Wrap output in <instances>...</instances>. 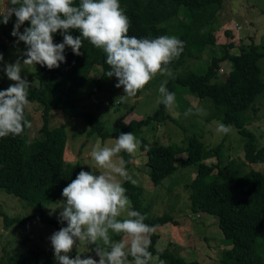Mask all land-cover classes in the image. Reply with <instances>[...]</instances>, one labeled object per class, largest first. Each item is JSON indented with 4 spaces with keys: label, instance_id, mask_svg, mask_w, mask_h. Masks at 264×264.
<instances>
[{
    "label": "trees",
    "instance_id": "obj_1",
    "mask_svg": "<svg viewBox=\"0 0 264 264\" xmlns=\"http://www.w3.org/2000/svg\"><path fill=\"white\" fill-rule=\"evenodd\" d=\"M224 1L119 0L130 21L129 35L137 38L168 35L183 41L182 54L167 65L172 75H165L162 81H167L166 88L175 93L176 97L179 96L177 101L184 99L181 94L183 88L199 98H211V116L225 125L237 128L244 141V157L230 160L223 154L224 145L221 142L209 148L200 135L194 132L186 135L183 146L175 142L142 146L146 150L150 181L155 186L159 185L179 166L195 165L196 175L187 183L191 189L190 206L195 212L203 211L214 216L224 245L220 261L223 264H264V254L261 252L264 244V173L242 170L247 162H264V145L257 144V136L248 126L252 117L249 111L257 110L256 101L264 94V77L258 62L264 56V51L252 42L249 48L233 52L230 48L234 43L229 41L224 44L223 53L212 54L204 60L206 52L216 43L215 31L208 26L209 22L219 14ZM180 16L183 17L180 19ZM11 19L17 21L14 14ZM175 19L178 23H172ZM234 24L240 27L239 22ZM21 27L24 31L30 27V22H25ZM68 34L73 37L81 35L79 30H70ZM53 39L54 43H62L63 35L57 32ZM6 48V43L0 40V54L3 56ZM20 49L26 50L22 41ZM81 53L75 55L70 47H66V61L61 62L59 68L50 70L38 64L37 70L33 72L38 79V86L28 90V99L36 100L41 105L42 135L28 142V128L25 127L19 136L0 138V188L25 198L26 203L64 199L63 189L79 172H91L78 162L65 161L68 133L64 124H51V109L82 117L89 126L86 135L96 133L101 139H116L121 133L137 135L145 131L146 125L152 124L154 120L159 122L167 117L173 119L165 105L157 102L153 110L144 116L125 119L124 114H121L116 128L107 130L100 116L77 105L79 98L74 95L91 77L90 70L94 64L101 65V74L95 78L97 82L100 78L108 77L105 75L109 70L105 62L106 55L87 40L83 43ZM193 58L203 60L202 68L176 71ZM224 60H228L230 65L225 73L219 71ZM5 89L7 86L0 78V90ZM25 117L29 121L26 109ZM177 123L180 127L183 125ZM185 127L189 131V127ZM181 153L185 157L178 158L177 155ZM117 156L126 161L125 167L128 169L132 155L121 152ZM123 186L127 189L126 195L133 208L146 216V224L156 227L168 221L175 222L173 215L168 212L150 214L142 207V186H134L126 180ZM0 215L6 227L26 218L53 223L58 230L63 225L58 218L41 209L25 216H11L0 206ZM122 237L114 235L116 240ZM157 238L156 232L151 234L149 247V251L157 256L156 264L160 260L166 264H200L187 261L173 252L158 251L155 247ZM17 264H55L54 250L47 246H31L19 255Z\"/></svg>",
    "mask_w": 264,
    "mask_h": 264
},
{
    "label": "rangeland",
    "instance_id": "obj_2",
    "mask_svg": "<svg viewBox=\"0 0 264 264\" xmlns=\"http://www.w3.org/2000/svg\"><path fill=\"white\" fill-rule=\"evenodd\" d=\"M8 7H10L9 0H0V10L6 11ZM182 17L180 16V19ZM235 22H239L240 27L235 25ZM172 23H178V21L175 19ZM15 24L16 19L11 18L7 24H0V40L7 45L4 59L0 64V78L7 88L14 82L8 79L4 68L9 63H15L17 60L22 62L26 58L24 56L25 51L20 49V42L17 44L18 37L11 35ZM208 26L215 31L216 43L210 51L206 52V56L203 57L204 60L212 54L223 53L224 44L229 41L234 43L233 47L230 48V51L233 52H239L242 48H249L252 42L257 44L259 50L264 51V0H225L219 14L211 19ZM20 31L23 32L22 27ZM258 62L262 69L261 75L264 77V56L260 57ZM202 66L203 60L193 58L187 60L184 66L180 67L179 70L176 69V71L200 69ZM37 68L38 64L22 69L21 76L27 79L30 85L34 81L38 83L37 77L33 74ZM229 68V61L224 60L221 62L219 71L225 73ZM100 74L101 65L96 63L90 70L91 77L74 95L79 98L77 105L81 109H88L100 116L109 131L116 128L121 114H124L125 119H129L130 117L144 116L153 110L160 99L159 86L165 79V75L158 73L135 97L123 102H116L117 97L125 94L124 89L115 86L118 79L114 76L100 78L97 82L95 78L99 77ZM181 94L184 99L177 101L179 96H175L173 111L170 112L166 109L173 119L167 117L159 122L154 120L152 124L146 125L145 131L135 135L138 147L136 152L132 154L131 165L127 171L139 181L138 185L143 187L142 207L146 208L150 214L168 212L175 219V222L168 221L155 227V232L158 234L155 247L158 251L173 252L181 255L187 261H197L200 264H223L220 261V252L224 247L221 243L222 234L214 216L203 211L195 212L190 206L191 189L188 188L187 183L196 175V166H179L173 173L164 178L161 184L156 186L152 184L148 175L149 166L146 164V150L142 146L148 147L151 144L171 142L183 146L185 144L184 139L189 132L200 135L209 148L221 142L224 145L223 154L229 160L243 158L245 155L244 141L237 128L227 125L231 127L228 134H218L215 131L216 123L221 122L211 116L213 109L211 98H199L198 95L192 94L184 88ZM29 101L30 104L26 108V113L32 127L28 128L26 138L28 142H31L39 134L42 135L40 132L42 119L41 105L36 100ZM255 106L257 107L255 112L254 110L249 111L252 117L248 126L256 134L257 144L262 146L264 145V94L257 99ZM189 108L194 111L197 108H203L207 115L202 117L195 114L185 116V112ZM50 122L52 125L64 124L66 127L68 133L65 150L66 162H78L81 167L89 171H100L87 165L91 163L90 152L92 147L97 141H100L102 146L104 144L111 146L115 142V138L101 139L96 133L87 136L89 126L82 117L69 115L56 108L50 111ZM177 122L183 125L180 127ZM185 125L189 127V131ZM177 157H185V154H178ZM119 159L120 156L114 157L116 161ZM210 161L208 160V162ZM242 170H257L264 173V162H247ZM118 179L121 180L122 184L125 181L120 177ZM62 200L42 203L29 202V204L26 203L25 198L0 188V206L11 216H25L39 212L41 209L59 219L61 209L57 208L53 213L52 209L48 207H59ZM66 226V222L63 223L62 227ZM56 231L58 228L53 223L30 218L6 227L5 220L0 215V264H17L19 255L31 246L40 245L52 248L50 237ZM112 238L116 240L114 235ZM78 245L79 241L69 253L72 258L77 255ZM95 247L94 244L84 245L78 251L84 252L82 258L92 257L98 261L99 257L94 251ZM261 252L264 254V244ZM156 262L157 256L153 255L150 264H156ZM55 264H58L56 260Z\"/></svg>",
    "mask_w": 264,
    "mask_h": 264
},
{
    "label": "clouds",
    "instance_id": "obj_3",
    "mask_svg": "<svg viewBox=\"0 0 264 264\" xmlns=\"http://www.w3.org/2000/svg\"><path fill=\"white\" fill-rule=\"evenodd\" d=\"M11 7L0 10V24H7L15 15L17 18L12 36L18 37L17 44L24 42L26 57L21 62L9 63L4 71L10 84L0 90V138L9 135H21L25 127L32 124L25 117L29 106L28 90L38 86L21 76L22 69L31 65L46 66L48 69L59 68L65 62L66 47L75 55H81L83 43L87 40L106 55L109 70L105 75L116 77L117 88L124 89V95L116 98L123 102L135 97L158 73L171 76L167 65L178 58L184 43L176 36H159L156 38H137L129 35L130 21L122 9L119 0H9ZM25 22L30 27L20 31ZM70 30H79L81 35L73 37ZM61 32L62 43H54V34ZM4 57L0 54V61ZM166 83L159 86L160 100L168 111L175 106V93L166 88ZM205 116L203 108L195 111L189 108L188 115ZM202 122V121H201ZM218 134H228L231 127L216 123ZM133 133H121L109 146L97 141L90 152L92 169L100 171H80L62 191L63 200L57 208L59 220L67 226L54 232L51 246L58 264H150L153 254L149 251L150 236L156 231L154 226L145 223L146 216L135 210L127 189L118 177L137 186L139 181L127 171L126 161L114 160L121 152L132 155L137 150ZM98 173V174H97ZM47 207V206H45ZM113 235L125 237L114 240ZM77 255L72 258L69 253L74 246ZM96 245L94 251L99 260L92 257L82 258L78 249L84 245ZM131 257V261H129ZM159 264H166L160 260Z\"/></svg>",
    "mask_w": 264,
    "mask_h": 264
}]
</instances>
